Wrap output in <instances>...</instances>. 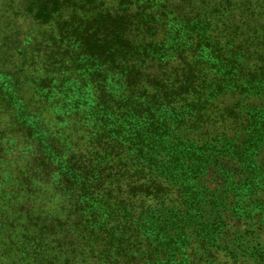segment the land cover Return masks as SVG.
Instances as JSON below:
<instances>
[{"label":"trees","instance_id":"trees-1","mask_svg":"<svg viewBox=\"0 0 264 264\" xmlns=\"http://www.w3.org/2000/svg\"><path fill=\"white\" fill-rule=\"evenodd\" d=\"M0 264H264V0H0Z\"/></svg>","mask_w":264,"mask_h":264},{"label":"rangeland","instance_id":"rangeland-1","mask_svg":"<svg viewBox=\"0 0 264 264\" xmlns=\"http://www.w3.org/2000/svg\"><path fill=\"white\" fill-rule=\"evenodd\" d=\"M16 34H17V32L15 31L13 35H16ZM10 54L11 53H7V55L5 56V58H6V64H12L11 66L13 67L14 66L13 63L15 62V57L12 56V55H10Z\"/></svg>","mask_w":264,"mask_h":264}]
</instances>
